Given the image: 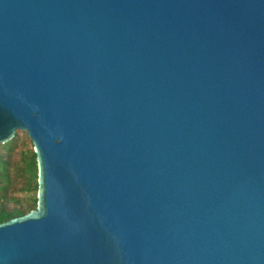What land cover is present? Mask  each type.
<instances>
[{
    "label": "water",
    "instance_id": "1",
    "mask_svg": "<svg viewBox=\"0 0 264 264\" xmlns=\"http://www.w3.org/2000/svg\"><path fill=\"white\" fill-rule=\"evenodd\" d=\"M17 130L0 264H264V0H0Z\"/></svg>",
    "mask_w": 264,
    "mask_h": 264
},
{
    "label": "trees",
    "instance_id": "2",
    "mask_svg": "<svg viewBox=\"0 0 264 264\" xmlns=\"http://www.w3.org/2000/svg\"><path fill=\"white\" fill-rule=\"evenodd\" d=\"M36 193V155L27 134L17 130L0 143V222L35 208Z\"/></svg>",
    "mask_w": 264,
    "mask_h": 264
},
{
    "label": "rangeland",
    "instance_id": "3",
    "mask_svg": "<svg viewBox=\"0 0 264 264\" xmlns=\"http://www.w3.org/2000/svg\"><path fill=\"white\" fill-rule=\"evenodd\" d=\"M37 194V193H36ZM20 195V194H19ZM22 195V194H21Z\"/></svg>",
    "mask_w": 264,
    "mask_h": 264
}]
</instances>
